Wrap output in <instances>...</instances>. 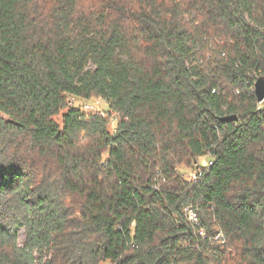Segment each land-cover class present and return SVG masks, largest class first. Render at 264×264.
<instances>
[{
	"label": "trees",
	"instance_id": "16d2710c",
	"mask_svg": "<svg viewBox=\"0 0 264 264\" xmlns=\"http://www.w3.org/2000/svg\"><path fill=\"white\" fill-rule=\"evenodd\" d=\"M259 76L264 0H0V264H264Z\"/></svg>",
	"mask_w": 264,
	"mask_h": 264
},
{
	"label": "rangeland",
	"instance_id": "374dc122",
	"mask_svg": "<svg viewBox=\"0 0 264 264\" xmlns=\"http://www.w3.org/2000/svg\"><path fill=\"white\" fill-rule=\"evenodd\" d=\"M66 104L68 106H75L80 108L83 112H100L108 120V128L112 130L115 127L117 115L110 111L108 105L104 99L97 96H91L89 98L78 97L74 95H66ZM66 111V108L60 110L54 119L57 122H61L62 114ZM208 161L207 156H201L198 158L197 163L202 165ZM178 169L183 173V176L187 178V175L194 171L193 166L180 165ZM24 234L22 231L19 233V242L22 243ZM105 264V263H103Z\"/></svg>",
	"mask_w": 264,
	"mask_h": 264
},
{
	"label": "water",
	"instance_id": "95a60500",
	"mask_svg": "<svg viewBox=\"0 0 264 264\" xmlns=\"http://www.w3.org/2000/svg\"><path fill=\"white\" fill-rule=\"evenodd\" d=\"M254 94L257 103H260L264 100V76H259L254 82ZM236 120H237V116L235 114L225 115L220 118L221 122H229ZM5 122H11L17 124V122L12 118H6Z\"/></svg>",
	"mask_w": 264,
	"mask_h": 264
},
{
	"label": "built area",
	"instance_id": "2783aa9c",
	"mask_svg": "<svg viewBox=\"0 0 264 264\" xmlns=\"http://www.w3.org/2000/svg\"><path fill=\"white\" fill-rule=\"evenodd\" d=\"M253 90H254V86H253ZM264 103V100L258 104ZM203 168L201 167H196V169H194V171L190 174L187 175V179H196L197 177L201 176V174L203 173L204 169H207L210 165H211V161H207L206 163L202 164ZM184 212L188 218L189 221L191 222H195L198 223L199 222V218L197 216L196 211L194 210V208L191 205H187L184 207Z\"/></svg>",
	"mask_w": 264,
	"mask_h": 264
}]
</instances>
